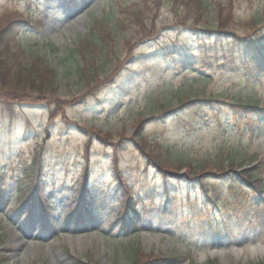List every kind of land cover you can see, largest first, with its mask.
Instances as JSON below:
<instances>
[{"label":"rangeland","instance_id":"obj_1","mask_svg":"<svg viewBox=\"0 0 264 264\" xmlns=\"http://www.w3.org/2000/svg\"><path fill=\"white\" fill-rule=\"evenodd\" d=\"M66 1L0 0V29L9 19L30 22L19 21L20 28L6 34L7 40L11 39L12 47L19 41L32 45L46 58L57 72V99L60 105L68 102L61 110L46 101L15 104L8 110L0 96V184H4L7 200L0 207V264L264 263V249L251 252L258 245L264 247V193L260 205L255 206L250 202L252 192L237 187L230 192L231 178L221 181L215 177L210 197L233 200L238 196L245 206L227 209L223 204L215 208L207 201L203 187L186 179L182 184H169L175 191L168 198L166 183L145 164L141 152L121 145L124 140L134 144L144 134L159 139L172 149L176 159L190 161L194 167L207 161L227 164L234 160L245 168L249 161L258 159L261 173L256 177L264 188V114L240 123L230 117L226 106L219 105L210 113L209 105L194 98L186 109L160 122L152 120L149 112L159 94L172 97L174 107L175 97L185 93L219 100L250 95L252 91L243 90L249 87L243 72H236L230 63L223 66V50L216 39L204 45L194 32L178 28L168 7L170 0H159L157 32L147 39L141 28L130 26L133 28L120 36L117 47L123 55V41H130V60L121 62L113 81H106L96 91L86 89L76 72V63L83 61L76 53L78 42L118 0H77L67 5ZM231 3L235 24L228 26L239 35L264 12V0ZM174 46L195 53L208 48L217 55V63H212L215 68L204 74L207 82H201L199 73H192V66L178 68L176 62L164 58L162 50ZM226 49V53L232 50ZM152 59L157 62L148 63ZM240 91L243 93L236 94ZM255 95L264 107V80L257 85ZM49 108L56 113L53 117ZM141 118L145 128L137 134L135 123ZM71 121L89 131L88 145L86 135L68 125ZM42 153L41 172L46 184L38 190V180L24 185L20 175ZM180 174L188 179L193 173L183 170ZM88 184L94 192V206L84 207H89L92 216L86 217L83 225L77 224L72 216L78 212L72 213V207L81 201L80 193ZM36 191L40 201L24 205ZM134 201L141 204L140 212L142 205L148 208V214L142 213L138 228L125 234L117 214L123 213L127 202ZM21 242H25L22 247Z\"/></svg>","mask_w":264,"mask_h":264},{"label":"trees","instance_id":"obj_2","mask_svg":"<svg viewBox=\"0 0 264 264\" xmlns=\"http://www.w3.org/2000/svg\"><path fill=\"white\" fill-rule=\"evenodd\" d=\"M158 1L127 0L125 2L124 0H118L116 4L110 5L106 9V13L98 20V25H92L90 34L78 42L76 53L82 57L83 61H81V64L76 63V72L77 77L82 80L86 89L99 90L100 86L104 85L106 81H113L117 77L122 66L121 62L130 58L129 52L133 48L130 41H123V55L119 53V50L117 51L120 36L128 28H141L143 35H147V39L157 32V18L161 13V9L158 8ZM168 7L171 8L172 15L176 19L175 25L178 28L184 26L192 33L194 32V35L202 40L200 43L205 45L206 41H210L211 44V41L216 39L215 42L219 43L223 50V66L230 63L232 68L236 66L238 70L243 69L244 79L249 86V89L246 87L243 90L245 92L252 91L253 93L241 95L240 93H243V91H240L236 93L240 95L234 96L232 99L229 97L228 100H219V98L210 96L199 98L198 95L191 97L185 93L175 97L177 99L175 107L171 104L172 97L166 95L162 98V95L159 94L155 103L149 107L152 120L156 119L160 122L174 115L178 110L186 109L192 104L191 99L193 98L195 101L198 100L212 107V111H215L216 106L219 104L220 106H226L230 117L240 123L241 121L252 120L256 114H264L262 102L255 95L258 83L264 79V12L249 23L245 33L239 35L228 26L229 23L235 24L234 7L231 0H214L211 4L208 0H170ZM206 13L209 16H204ZM211 20L213 24L210 23ZM19 21L20 23H30L25 20ZM19 21L9 19L6 21V25L0 29V96H3L2 98L7 102L4 106L7 104V109L11 110L15 104H34L37 101H46L53 104L50 106H53L56 110H61L62 106H66L68 102L60 105V100L57 99L59 89L57 87L56 70L50 68L46 58L34 50L32 45H25L19 41L17 45L12 47L10 44L11 39L7 40L5 36L6 34L9 36L14 29L18 30L20 28ZM202 25H205V28H201ZM212 25L215 26V30ZM225 44H227V47ZM226 48L232 50L226 53ZM162 52L165 53V59L176 62L178 68L184 65L192 66V73H199L201 82H207L204 73L207 68L214 67L213 61L216 63L218 61L217 55L212 54V50L208 48H200L195 53L185 50L184 47L174 46L172 49L162 50ZM213 55H215V58H213ZM124 57H126L125 60ZM100 78H102L101 82L99 81ZM54 114H56L55 111L51 109V117ZM144 120L141 118L135 123L137 134L140 129H144ZM72 125L76 126L78 131L89 134V131L78 126L77 122H73ZM91 131L99 132L95 128H92ZM106 137L112 138V135L107 133ZM123 144L127 148L133 147L141 152L146 165L158 171V174L166 183L164 186L170 196V190L173 189L169 186L170 183L182 184L183 180L186 179L191 181L194 186H202L203 190L209 195L211 188L214 186L211 179L216 177L219 180H225L227 176L234 180V186H232L237 187L239 190L250 187L256 192H262V182L260 178L256 177V174L261 173L258 160L249 161L247 166L244 165L245 168L239 167L234 160L227 164L226 161H207L194 167L190 161L185 162L182 159H176L172 154V149L162 144L160 140L154 141L144 134L133 146L127 143V140H124L121 145ZM41 162L42 157H37L34 165H40ZM239 168L241 171H237ZM28 169L27 173L24 174V181L32 184L34 178H36L35 170L32 167ZM183 170L188 172L191 170L192 176L187 179L185 174H180ZM233 187L230 186V192L235 190ZM209 198L207 200L210 201L212 197L209 195ZM217 199L218 196L215 201L212 199L211 202L214 205L224 203L226 207L231 206L234 208H241L243 205V201L238 196H234L233 200L224 197L225 202L220 203ZM136 210L134 202H131V204L126 203V214L122 221L126 226L128 225L127 227H130L133 220L138 219V216L134 215Z\"/></svg>","mask_w":264,"mask_h":264},{"label":"bare ground","instance_id":"obj_3","mask_svg":"<svg viewBox=\"0 0 264 264\" xmlns=\"http://www.w3.org/2000/svg\"><path fill=\"white\" fill-rule=\"evenodd\" d=\"M21 243H22V242H21ZM23 245H25V242H23V243L21 244V247H22ZM34 245H36V244H34ZM263 249H264V247H263L262 245H258L257 247H255L254 249H252L251 252L254 253V254H256V253L262 251Z\"/></svg>","mask_w":264,"mask_h":264}]
</instances>
